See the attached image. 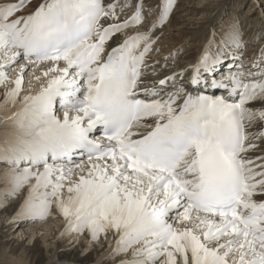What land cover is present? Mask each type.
<instances>
[{
	"label": "snow or ice",
	"instance_id": "snow-or-ice-1",
	"mask_svg": "<svg viewBox=\"0 0 264 264\" xmlns=\"http://www.w3.org/2000/svg\"><path fill=\"white\" fill-rule=\"evenodd\" d=\"M177 5L0 0V208L115 264H264V46L222 23L169 74Z\"/></svg>",
	"mask_w": 264,
	"mask_h": 264
},
{
	"label": "bare ground",
	"instance_id": "bare-ground-1",
	"mask_svg": "<svg viewBox=\"0 0 264 264\" xmlns=\"http://www.w3.org/2000/svg\"><path fill=\"white\" fill-rule=\"evenodd\" d=\"M256 1H259V4L263 7H260ZM153 2L155 3V0ZM228 2L231 3L230 8L226 6ZM240 2L242 1L178 0V5L172 13L169 23L163 29L164 35L158 45V47H161V51L158 55L153 54L150 56L149 62L159 61L160 65H163L164 57L175 52L177 60L173 64L170 58L169 67L166 69L169 74L179 66L190 63L199 54L202 43L210 33L207 30L208 27L213 24L216 26L213 29L219 32L221 24L227 23L226 20L229 21L233 14H236L235 11ZM245 2L248 4L245 14L247 21L250 23H244L246 26L244 25L242 30L239 29L242 31L243 39L247 44L243 50V55L251 57L264 46V0ZM198 13L199 16L196 18L195 16ZM210 16L207 26L193 35L197 28L196 23H200L197 22V19L201 18V21H204ZM218 17H220V20L226 19L225 22L217 25L218 22L216 24L215 20ZM257 36L260 37L258 41L256 40ZM181 46H183L182 49L176 51ZM244 63L248 64L249 60L245 59ZM25 85L28 86L25 88V92L30 87H37L36 85L30 86L27 83ZM215 94L220 95L221 93L217 91ZM18 202V198H13L8 201L5 207L0 208V264H115L114 259L107 258L112 251V247L115 246L114 241H112V247L107 246L108 241L105 240H98L97 245L90 244L85 234L70 244L69 242L74 240V236L71 234L60 236L64 228V220L58 216L49 217L44 222H11ZM23 224L30 226L28 228L20 226L19 237L7 238L14 234L12 232L18 225ZM28 237H30V240L25 242ZM109 240H112L111 235H109ZM71 247L74 248L70 249Z\"/></svg>",
	"mask_w": 264,
	"mask_h": 264
},
{
	"label": "rangeland",
	"instance_id": "rangeland-1",
	"mask_svg": "<svg viewBox=\"0 0 264 264\" xmlns=\"http://www.w3.org/2000/svg\"><path fill=\"white\" fill-rule=\"evenodd\" d=\"M235 1H242V2H240V4H239V6H238V8L236 9V14H233V17H231L230 18V20L228 21V20H226V22H231V21H233V20H237L238 22H239V28H241V30H242V27H244V25L246 26V24H244V23H248L249 21H247L248 19L246 18V14H245V12L247 11V7H248V4L245 2V1H250V0H235ZM244 1V2H243ZM258 4H259V1H256ZM242 4V5H241ZM230 5H231V3L230 2H228L227 4H226V6L228 7V8H230ZM259 6L260 7H263V5H260L259 4ZM239 9H240V11H239ZM242 9V10H241ZM225 10V9H224ZM234 12V13H235ZM178 17L180 16L179 14L177 15ZM199 16V13L198 14H196V18ZM220 17H222V16H220ZM220 17H218L216 20H215V22H216V24H217V22H218V24L217 25H220V23H222V22H225V20H220ZM210 18H211V16L209 17V18H207V19H205L204 21H201V18L200 19H197L198 21L197 22H200V23H196V25H197V28L195 29V31H194V33H193V35L198 31V30H200L201 28H205L206 26H207V24H208V22L210 21ZM250 23V22H249ZM176 25H177V23L175 24V27H176ZM252 25H253V22H252ZM215 25H211V26H209L208 27V31H211V30H214L215 29ZM214 28V29H213ZM207 30H205V31H207ZM242 32V31H241ZM182 44H184V43H182ZM178 56H179V54H178ZM177 56V57H178ZM176 60H177V58H176ZM26 85H24V89L25 88H27L28 86H26ZM52 220H55V221H58V220H56V219H52ZM48 223H50V222H48ZM22 228H28L30 225H25V224H23V225H18V227L17 228H15L14 229V231L12 232V233H14L13 235H10L9 237H7L8 239L9 238H11V237H15L16 238V236H18L19 237V230H20V228L21 227ZM44 236H45V234H43ZM20 239V238H19ZM30 240V237H28V238H26V240H25V242H27V241H29ZM90 244H95V245H97L98 244V242H95V243H90ZM42 245H43V243H42ZM74 247H71L70 249H73Z\"/></svg>",
	"mask_w": 264,
	"mask_h": 264
}]
</instances>
